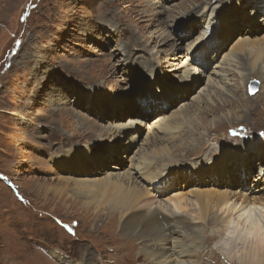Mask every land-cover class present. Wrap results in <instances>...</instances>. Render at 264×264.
<instances>
[{"label":"rangeland","instance_id":"rangeland-1","mask_svg":"<svg viewBox=\"0 0 264 264\" xmlns=\"http://www.w3.org/2000/svg\"><path fill=\"white\" fill-rule=\"evenodd\" d=\"M249 1L264 4L212 0L220 11L226 8L229 39L222 50L214 30L205 34L212 40L203 58L220 53L209 67L201 66L204 71L195 88L189 84L183 90L181 71L185 64L197 63L196 52L185 59L189 45L208 30L210 15L200 11L209 1L191 16L186 11L205 0H0V264H151L142 244L115 227L105 206L117 205L116 191L130 192L126 182L131 185L132 180L144 199L157 200L155 188L134 176L138 160H157L155 171L167 168L168 172L178 163L212 166L235 149H247L249 139L264 144V49L261 57L257 53L264 46V22L250 18L251 12L243 8ZM212 17L217 33H224L222 19ZM177 18L185 21L175 25ZM151 36L160 37L151 42ZM230 60L233 73H225L227 84L221 92L208 94L206 85L213 75L207 71L229 68ZM138 72L163 77L159 79L163 83L148 77L136 82ZM253 79L260 81L254 94L249 87ZM166 87L181 90L182 100L173 103L172 96H164L157 102L164 111L142 116L152 108L137 109L136 104L142 103L139 90L156 92ZM241 93L250 101H241ZM165 116L180 129L173 136L153 134L154 124ZM130 120L144 122L134 144L127 141L130 134L118 138L111 130ZM200 144L203 147L197 148ZM256 149L245 158L252 165L248 175L252 187L264 185L259 179L264 149L262 154ZM236 157H230L229 166L238 162ZM82 163L86 170L81 174ZM195 181L186 183L180 175L176 187L161 199L177 198L183 207L176 213L191 211L193 216L189 214L185 221L206 228L208 241L200 251L199 264H224L221 248L242 246L237 233L231 236L230 229L225 231L227 216L241 212L240 205L231 206L239 197L229 193L231 202L223 204L226 211L220 209L219 221L208 223L200 216L196 191L207 194L217 189L199 187ZM218 187L221 192L241 190L239 183ZM96 205L103 209L93 213Z\"/></svg>","mask_w":264,"mask_h":264},{"label":"bare ground","instance_id":"bare-ground-1","mask_svg":"<svg viewBox=\"0 0 264 264\" xmlns=\"http://www.w3.org/2000/svg\"><path fill=\"white\" fill-rule=\"evenodd\" d=\"M207 1H209V3H206ZM260 1L264 3V0H260ZM211 2L212 0H205V2L198 3L199 6L194 7L192 9H188L186 12L188 15L194 16L196 12L198 11L197 9L200 6H202L204 3H206L203 10L202 11L199 10V11L203 12V14L210 15L211 19H213L214 17V16L212 17L213 14L215 16H218L217 17L218 20L222 19V23L225 25V30H224V33H221V34L217 33V30L219 27H217V24H215V22L213 23L214 20L210 21L211 19L209 18L207 26H205L208 28V30L204 31V33H201V35L189 45L190 51L185 60L190 58L189 57L190 54L193 55V53L196 52V56H197L196 59L200 60V62L196 63L194 61L195 66H193L194 64H192V67L190 66L191 64H185V65L183 64L184 66H183L182 71L180 69L182 76H183L182 78L183 80L182 89L183 90H185V88H187L185 86L189 84L190 86H193V88H195L194 87L195 84L196 83L198 84L199 80L201 81V78H199V76H202L203 71H204L202 69L203 67L201 68V66L202 64L206 66V63L208 61L203 58L202 54H197V52L200 48L207 50L210 44L209 42L212 40V39L204 38L205 34L209 32L210 30H214L215 35L217 34V39H218L217 45L221 46L220 48H222V50L225 48V45L227 44V41L229 39L231 27H229L228 18L225 15L226 8H223L220 11L219 10L220 6L218 4L213 5V3ZM256 3L249 1L247 5H244L243 8L245 9V11L251 12L250 18L253 17L254 20L261 19L260 23L263 24L264 4L256 5ZM250 5H253L252 6L253 9H248ZM233 12L236 13L237 8L236 9L234 8ZM235 16L238 18L240 17L239 14H235ZM182 17H186V15ZM247 19L249 20V17L246 18V20ZM182 21H185L184 18H180V19L177 18L174 22H176L175 25H179L177 23L182 22ZM250 22H252V20H250ZM237 23L238 21H236V24ZM191 24L190 26H192ZM188 27H182L181 30L186 31L188 30ZM192 31L193 30L191 29V32ZM184 34L185 35L182 37V40L190 36V32L184 33ZM160 36L158 37L151 36L150 41L154 42L155 39L159 38ZM263 49H264L263 45L257 48L258 56H260ZM223 60H227V57H225ZM226 64L229 65V68L218 66L222 68L221 71L223 73H220L221 71H216V69H213L212 71L209 70L210 72L207 71L208 74L211 73L213 75L210 77L209 83L206 85L208 86V89H206V92L208 94L216 90H219L221 92L224 85L227 84V80H226L227 77L225 73L227 72L233 73V69L231 68V65H232L231 60L230 62H227ZM219 74H220V77H219L220 79H218ZM147 77L151 78V81L162 82L161 80H164L163 77H156L154 75L152 77L143 76L141 75L140 72H138L135 75V81L137 82L141 80V78L143 79ZM250 86L251 84L249 85V87ZM133 89L137 90L138 88L136 89V86H135ZM146 89L147 88H145V90ZM172 89L176 90V88L166 87V90L155 89V91L157 90L156 92L149 91L150 93H157V94H150L149 92H145L141 90H139V93L143 95H146L145 93H149V97H156V98H161L164 96H172L173 103L182 100L180 99L183 96L182 94L178 97V93H181V90L175 92L174 90L172 91ZM238 90L241 91V88L239 87ZM192 91H197V90L192 89ZM163 92L166 93L167 95L166 94L162 95ZM238 95H239L238 98L241 101L243 100L250 101L249 98L247 99L242 98L243 97L242 93ZM262 98H264V95ZM157 102L158 101H155L154 99H152L146 105H142V104H136V105H137L138 110L139 109L146 110L145 106L147 105H148V108L150 107L152 108V110L150 111L151 113L141 114L142 116L146 117V116H151L152 113H155L156 111L161 112L165 110L164 109L165 107L163 106L160 107V105H158ZM131 105L133 104L130 103V107ZM112 111H115V108H112ZM166 117L167 116L157 120L158 123L154 124V131L152 132L153 134L156 135L157 133H163L165 135L173 136L175 135V132L180 129L178 128V126H172L174 125L173 120H170L168 117L167 118L169 119V122L167 123ZM169 123L171 126L169 125ZM142 124H144L143 121L130 120L127 123L122 122L120 124H115V126H113L111 130L112 132H114L113 135L118 136V138H120L122 135H129V134L130 135L127 136V138L136 137V134H135L136 132H134V127L137 126V132H139V130L141 131ZM223 124L225 123H221V125ZM71 140L72 139L70 138V140L68 141H71ZM127 144H126V148L129 152L130 146H128ZM260 144H261L260 141L259 142L255 141V143H253V140L249 139L245 143V148L247 149L245 150L242 148L235 149L234 154L232 155L237 156L236 159L238 160V162H236L233 166H229L230 157L232 155L229 156L228 154H225L217 162L213 163L212 166L209 165V166L204 167L202 164L198 162L195 165H183V164L178 163L174 168L170 169L168 172H167V168H164L161 171L156 172L155 170L160 164L159 161L156 160L155 162L153 160H148L146 158H144L143 160L139 159L134 168V176L138 178L142 177L141 179L144 182H149V184L152 187L154 188L158 187L159 190L167 189L169 186H171L175 182V178H179L180 175L184 177V181L186 183L188 181H189L188 183H190V181L197 179L198 181H195V182L197 183L199 187L203 186L204 184L211 185L213 188L217 190H212L207 194L205 193L206 191L205 192L201 190L196 191L197 196H200V198L197 201L198 207L201 209L200 216L208 218V221H207L208 223L209 222L211 223L213 221L214 222L219 221V218L216 213L220 209L221 210L223 209V207L225 206L223 204H226L231 200V196L229 193H231V195L234 196V199L239 197V201L232 203L231 206L233 209L236 205H240L239 211L241 212H237L238 214L236 216L235 215L233 216V214H229L227 216L226 225H228V227H226L225 231L230 229L231 236L237 233L236 237L238 239L241 238V240H243L242 246L239 249H237L235 245V248H233L234 247L233 246L232 249L230 250L226 249L225 246H223L224 248L223 249L221 248V250L223 251L222 253L223 262L224 264H226L225 260H227L229 261V263L234 262L236 264H264V185L259 186V187L250 186L254 184L249 185L248 175L250 173L249 170L251 169L252 165L245 160V158H247V160L249 159L247 156L248 151L252 152V150H254L255 147L257 148L256 150H259V152L258 151L257 152L259 154H262V149H264V144H261V145ZM202 147L203 146L200 144L197 148H202ZM113 151H116L115 148L113 149ZM200 152L201 150L198 153ZM242 154L244 155V157L243 156L238 157ZM59 156H61V154H59L57 157ZM62 159H63L62 161L65 162V157H63ZM261 159L263 161L264 157H261ZM87 161H89V159H86L83 162L85 166L87 164ZM68 162L70 161L68 160ZM83 163H82L83 169L81 170V174L83 173V171L86 170ZM67 164H70V163H67ZM263 169H264V166H261L259 168V176H261V178L264 181V177L262 175V173L264 172ZM142 170L144 171V174H142V176H139L138 174L137 176V173ZM237 170H240L241 173L237 174ZM67 171H71V169H68ZM214 173H217V175L213 176ZM72 174L75 175V173H72ZM188 176H192V177H188ZM186 178L188 181H186ZM254 180H257V179L255 178ZM230 183H234V185L239 183L241 190L238 192H234L231 189H223V192L220 191L222 189H219L218 185L224 184L226 186H229ZM133 184H134L133 180L131 181V185H130V181L126 182V187L129 188L130 192L122 191L119 189L118 191H116L117 196H114V197H117V205H105L107 207L106 209L111 210V213L109 214L110 216L109 219L111 220V222L113 221L117 223L115 224V227L117 228L120 226V230L123 233L127 234V237H132L135 239V241L139 242V244H142V251L148 257L149 263L151 264H199L200 251L204 249V242L208 238V237L207 238L204 237L206 228L201 224H192V223L185 221L184 218L186 217L190 218L189 214L193 216V213L191 211L189 214H186L183 212L176 213L177 211H180V209L183 207L182 205H178L177 198H169L165 202L163 201V199H161V197H158L157 194L153 196V194L151 193L152 196L156 198L157 200L144 199L146 196H144V194L141 193L140 187L135 184L133 185ZM118 186L122 187L123 184L120 183L118 184ZM152 187L148 189L151 190ZM245 193L247 194L246 197L244 196ZM167 202L170 205H167ZM95 207L96 209L93 213L95 212L97 213V211L103 209V207L100 208L99 205H96ZM86 209H88L90 212V205H86ZM225 211L226 209L223 211V213ZM227 212L231 213L229 210H227ZM255 213H256V216H255ZM212 224H216V223H212ZM239 226H240V229H239V232H237V229ZM67 264H70V263L67 262Z\"/></svg>","mask_w":264,"mask_h":264},{"label":"water","instance_id":"water-1","mask_svg":"<svg viewBox=\"0 0 264 264\" xmlns=\"http://www.w3.org/2000/svg\"><path fill=\"white\" fill-rule=\"evenodd\" d=\"M259 86H260V81H258L257 79H253L251 81V86H250L251 93L257 92L259 89Z\"/></svg>","mask_w":264,"mask_h":264}]
</instances>
